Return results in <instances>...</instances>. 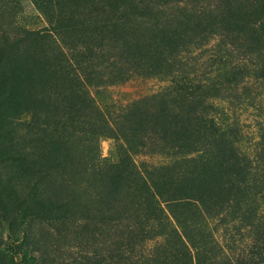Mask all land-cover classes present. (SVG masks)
<instances>
[{"label": "rangeland", "instance_id": "374dc122", "mask_svg": "<svg viewBox=\"0 0 264 264\" xmlns=\"http://www.w3.org/2000/svg\"><path fill=\"white\" fill-rule=\"evenodd\" d=\"M151 1L0 0V264H264L261 6ZM92 155L163 166L156 211ZM37 185L49 221L20 218Z\"/></svg>", "mask_w": 264, "mask_h": 264}, {"label": "trees", "instance_id": "16d2710c", "mask_svg": "<svg viewBox=\"0 0 264 264\" xmlns=\"http://www.w3.org/2000/svg\"><path fill=\"white\" fill-rule=\"evenodd\" d=\"M128 1H130V3L132 4V8L135 10L139 9L140 5L143 3H147V4L152 3L151 0H128ZM255 1L261 6L256 16L257 17L256 22L260 28H263L264 27V0H255ZM29 74L30 75L32 74L31 71L29 72ZM195 82H197V80L195 79L194 76H191L188 74L186 75L185 73H181V74L175 73L173 74L170 80V86H172L173 88L172 91H174L178 95L191 96L194 92L195 86H197ZM208 122H210L209 124L210 128H207V129L211 131L214 130L216 128L215 125L217 124L214 123L213 120H208ZM102 123H99V124L95 123L96 128H98L99 130L100 129L104 130L105 125H103L104 123L103 124ZM117 123L119 124V128H124V125L120 121ZM173 132L175 131L173 130ZM159 141L163 143L166 142L171 147H173L175 150H177V148L182 149L183 152L181 153L186 152V150H184L185 148H183L184 147L183 145L175 144L174 141L169 142V141L162 140V139H159ZM181 153L178 151L175 152V154L177 155H183ZM208 159L210 160V158ZM238 159L239 158H236V160ZM0 161H1L0 163H2L4 160H0ZM84 164L88 169L96 172L100 180H102V177L103 178L108 177L111 173H117V175L120 178L119 181L127 183L129 187L133 186L134 188H138V189L142 187L143 190H145L144 194L146 195V196L141 195L143 198L142 199L143 202L148 203L152 211H156L153 209H157L154 206V204L157 203L155 200V196L156 194L158 195V193L155 192L156 191L155 186H156V181H158L159 179V176H156L157 174L155 170L157 168H162L163 166L160 167L161 165H156L154 163H149V162H144L142 165H140V164H137V162L130 156H122L114 160V159H111L110 157H103L101 155H97V156L92 155L89 158H86V161L84 162ZM0 174H2L1 171H0ZM70 181L72 180L70 179ZM98 182L96 184H92L90 181H86V180L76 181V182H73L71 186L69 184L68 187L76 196L82 195V196L93 197L94 195L97 196L99 194L98 189L102 187ZM6 185H8L6 179L3 180L1 178L0 180V199H1V194H3V189L6 188ZM26 198H27L26 196H21L18 201V205H19L20 212H21V216H20L21 219H25L28 215H31L32 218L38 219L40 221H49L50 219L53 218L52 210H50L45 205L46 202H49L51 200V198L46 195V192L43 189H41L39 185H37L35 200L33 202H28V200L26 201ZM0 213L3 215L5 214V211L2 208V206H0ZM180 242L183 245H185V242H183L181 239H180ZM187 242H190V240H188Z\"/></svg>", "mask_w": 264, "mask_h": 264}]
</instances>
